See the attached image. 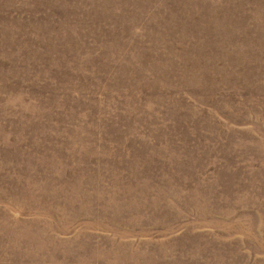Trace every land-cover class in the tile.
Returning a JSON list of instances; mask_svg holds the SVG:
<instances>
[{"label":"rangeland","instance_id":"rangeland-1","mask_svg":"<svg viewBox=\"0 0 264 264\" xmlns=\"http://www.w3.org/2000/svg\"><path fill=\"white\" fill-rule=\"evenodd\" d=\"M0 264H264V0H0Z\"/></svg>","mask_w":264,"mask_h":264}]
</instances>
